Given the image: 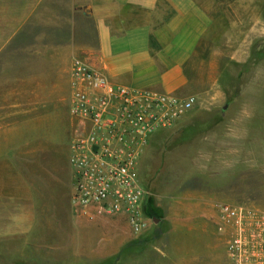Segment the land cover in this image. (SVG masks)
Segmentation results:
<instances>
[{
    "label": "rangeland",
    "instance_id": "rangeland-1",
    "mask_svg": "<svg viewBox=\"0 0 264 264\" xmlns=\"http://www.w3.org/2000/svg\"><path fill=\"white\" fill-rule=\"evenodd\" d=\"M197 1L214 21V49L220 52L214 56L215 69L231 89L216 95L214 106L212 100L199 97L171 128L152 133L140 147L136 162L145 189V226L135 231L122 214L74 211L68 163L73 124L65 73L56 103L39 111L43 115L29 125H17V141L27 139L25 148L38 147L33 157L22 159L24 178L15 174L16 181L24 180L31 188L37 220L20 235L0 238V264H165L167 252L160 253L165 232L177 223L189 230L194 219L202 217L216 229L218 201L264 210V157L254 156L249 142L256 137L264 154V0ZM33 2L48 6V0H0L12 8ZM30 16L19 34L29 43L22 47L27 61L31 53L46 49L31 46L32 39L47 34L61 38L69 26L49 22L48 14L39 22L37 11ZM59 16L67 14L60 10ZM198 65L209 80L210 68ZM193 119L198 125H191ZM216 119L220 122L213 125ZM262 128L255 136V129ZM212 225V240L227 264L223 240Z\"/></svg>",
    "mask_w": 264,
    "mask_h": 264
},
{
    "label": "crops",
    "instance_id": "crops-1",
    "mask_svg": "<svg viewBox=\"0 0 264 264\" xmlns=\"http://www.w3.org/2000/svg\"><path fill=\"white\" fill-rule=\"evenodd\" d=\"M34 2L13 8L0 4V238L20 235L37 220L31 188L24 180L16 181L15 174L24 178L22 159L33 157L38 147L28 149L27 139L17 141V125H29L43 115L39 111L56 103L74 59L84 61L111 84L180 98L193 95L196 102L205 96L212 106L216 95L231 89L215 69L214 56L220 52L214 49V21L197 0H48V6ZM60 10L66 18L59 16ZM36 11L39 22L44 14L49 22H67L68 33L32 39L31 46L46 49L31 53L27 61L22 47L29 43L19 34ZM199 62L210 68L209 80L200 72ZM224 109L222 105L218 110ZM219 122L216 119L213 125ZM257 129L255 136L263 132ZM249 142L254 156L264 157L256 137ZM194 221L189 230L181 222L165 232L160 250L161 256L167 252L165 264H225L211 237V221L202 217ZM215 232L222 239L214 228Z\"/></svg>",
    "mask_w": 264,
    "mask_h": 264
},
{
    "label": "built area",
    "instance_id": "built-area-1",
    "mask_svg": "<svg viewBox=\"0 0 264 264\" xmlns=\"http://www.w3.org/2000/svg\"><path fill=\"white\" fill-rule=\"evenodd\" d=\"M69 87L74 211L122 214L139 231L146 224L141 216L145 189L138 180L139 149L152 133L171 128L196 97L114 85L80 59L72 61ZM215 207L216 231L228 264H264V210L226 201Z\"/></svg>",
    "mask_w": 264,
    "mask_h": 264
},
{
    "label": "water",
    "instance_id": "water-1",
    "mask_svg": "<svg viewBox=\"0 0 264 264\" xmlns=\"http://www.w3.org/2000/svg\"><path fill=\"white\" fill-rule=\"evenodd\" d=\"M153 220H154V221H157V219H156V218H153Z\"/></svg>",
    "mask_w": 264,
    "mask_h": 264
}]
</instances>
